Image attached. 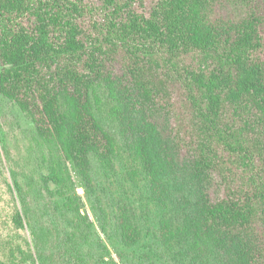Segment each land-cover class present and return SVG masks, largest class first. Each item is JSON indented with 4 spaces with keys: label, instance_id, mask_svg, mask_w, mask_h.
Masks as SVG:
<instances>
[{
    "label": "trees",
    "instance_id": "trees-1",
    "mask_svg": "<svg viewBox=\"0 0 264 264\" xmlns=\"http://www.w3.org/2000/svg\"><path fill=\"white\" fill-rule=\"evenodd\" d=\"M0 95L122 264H264V0H0ZM123 162L147 203L108 215L97 175Z\"/></svg>",
    "mask_w": 264,
    "mask_h": 264
},
{
    "label": "rangeland",
    "instance_id": "rangeland-1",
    "mask_svg": "<svg viewBox=\"0 0 264 264\" xmlns=\"http://www.w3.org/2000/svg\"><path fill=\"white\" fill-rule=\"evenodd\" d=\"M106 110L103 107L104 114ZM126 165L118 163L115 173L104 182L103 174L97 175V191L108 215L117 201H129L138 207L147 203L144 183L128 181ZM46 174L30 118L0 95V258L29 264L32 258L36 264H94L97 257L109 260L108 252L98 248L102 244L122 264L111 247L109 226L105 234L98 219L101 211L84 189H77L78 215L46 189ZM50 190L55 191L54 187ZM17 213L22 215L23 228L16 223Z\"/></svg>",
    "mask_w": 264,
    "mask_h": 264
}]
</instances>
